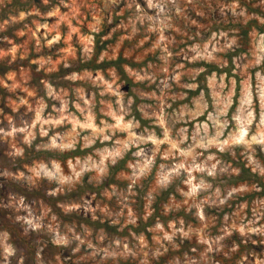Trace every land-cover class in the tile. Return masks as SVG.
Masks as SVG:
<instances>
[{"label": "clouds", "instance_id": "clouds-1", "mask_svg": "<svg viewBox=\"0 0 264 264\" xmlns=\"http://www.w3.org/2000/svg\"><path fill=\"white\" fill-rule=\"evenodd\" d=\"M4 3L0 0V5ZM41 3L51 5L50 10L22 8L0 22V32L31 16L47 21L58 16L60 8L71 11L77 6L76 0ZM82 3L90 5L91 20L77 18L87 30L83 39L77 28H70L77 37L75 47L57 48L62 41L68 44V37L53 34L46 22L34 19V31L27 23L16 30V36H25L27 30L36 37L45 29L37 38V49L47 47L58 59L48 68L44 61H33L39 64L36 71L60 73L57 79L64 82L57 91L50 79H41L46 95L61 104L51 105L54 118H43L40 113L47 104L39 97L32 128L39 125V136L48 137L51 146L60 149L70 175H63L59 164L55 171L42 169L43 175L52 180L60 174L61 184L69 179L83 184L87 172L101 177L94 187L107 182L111 189L105 188L102 195L123 197L118 203L123 206L121 215L127 209V219L121 231L128 224L140 229L133 205L141 191L147 190L144 199H148L153 185L168 189L175 184L185 197L186 211L196 208L200 226L186 229L181 219L180 227L171 220L165 227L157 218L155 225L139 234L129 229L131 239L106 242L103 228L97 236L70 228L71 236L57 233L53 242L68 247L78 241L72 248L76 264H119L130 259L138 264H219L216 257L227 264H264V0ZM117 32L121 34L114 48L108 41ZM3 39L13 44L9 51L15 59L18 49L13 40ZM124 41L130 47L121 54ZM61 64L67 71L60 72ZM20 104L29 102L21 99ZM69 125L68 135L53 131ZM84 149H91L98 160L77 171L73 160L79 163L77 157ZM122 173L130 180L124 191L112 182L120 181ZM35 175L40 177L41 171ZM87 183H92L90 177ZM60 192V188L48 190L51 196ZM152 203L148 199L145 205V224L154 213ZM100 210L110 214L107 205ZM170 212V203L165 204L164 214ZM26 222L33 230L41 227L35 217ZM214 228L219 234H213ZM148 233H153L151 240ZM2 255L3 264H10L15 250L5 246Z\"/></svg>", "mask_w": 264, "mask_h": 264}, {"label": "rangeland", "instance_id": "rangeland-1", "mask_svg": "<svg viewBox=\"0 0 264 264\" xmlns=\"http://www.w3.org/2000/svg\"><path fill=\"white\" fill-rule=\"evenodd\" d=\"M55 2L56 0H53V3ZM76 4L77 6L71 11L67 7L60 8V14L48 18L47 21L42 20L39 16H31L26 22L10 24L6 31L0 32V264H3L2 253L5 246H11L15 250L10 264H76L77 256L72 254V248L79 243L78 241H73L68 247L53 242L57 233L71 236L73 233L69 232L70 228L76 233H91L92 236L99 235L100 229L103 228L105 240L109 242L116 238L131 239L129 229L136 230L139 234L141 230L146 231L149 225H155L157 218L165 227L169 220L175 221L177 227H180L181 219H183L186 229L189 225L194 229L200 226V222L194 215L196 208L193 207L191 212L186 211L188 205L183 203L185 197L176 191L175 184L168 189H164L161 185L152 186V197L148 199L153 200L150 207L154 209V213L149 217L147 224L143 220L145 205L148 204V199H144L147 197V190L141 191L138 203L133 205L139 215L137 223L141 227L134 229L132 224H128L121 231L120 229L127 219V209H124V215H121L123 206L118 203L123 197L113 194L109 199L107 195H102L105 188H109V191L111 189L107 182L99 188L94 187L97 181L102 179L101 177L94 172H87L83 177L85 181L83 184L75 179H69L61 184L60 174H57V177L52 180L43 175L42 169L55 171L57 164L61 166L63 175H70L67 162L60 149L51 146L48 137L39 136V125L32 128V122L36 119L40 107L37 104L39 97H43L47 104L46 109L40 113L43 118H54L56 113L52 112L51 105L55 104L59 107L61 104L60 99H53L46 95L41 79H50L57 91L64 82L57 79L60 73L54 72L49 75L44 69L36 71L39 64L33 61H44L45 68H48L51 66L49 62L54 64L58 59L55 52H50L47 47L37 49V38L45 32V29L41 28L36 37H32L27 30H25V36H16V30L24 29L25 23H27L29 28L34 31V25H32L34 19L38 23L46 22L53 34L59 32L68 37L69 43L65 44L62 41L61 45L56 46L57 48L75 47L73 42L77 37L75 34H70V28H77L81 33V39H83L87 30L80 27L77 18L87 17L88 20H91L90 5L83 6L82 0H76ZM33 6L39 8L41 13L49 11L51 7V5H43L41 0H12L10 4L8 0H5V3L0 5V22L8 19L10 15H16L22 8L27 9ZM83 23L84 20L80 19V24ZM120 34V32L115 33L108 41L114 48L117 46ZM4 36L10 37L18 49L15 59L9 51L13 44L3 39ZM124 47H130L128 41H124L123 46L119 48L121 54ZM21 54L24 56L23 59ZM58 67L60 72L67 71L63 69L62 64ZM212 86H215V82ZM29 92L32 93L31 97L28 95ZM21 99H27L31 108H29V104H20ZM14 107H17L18 110L14 111ZM8 117L12 118L11 121ZM45 127L48 126L45 125ZM13 128L17 129L15 133H12ZM21 128L25 131H19ZM53 131H59L61 135H68L71 126L53 129ZM29 133L32 135L29 136ZM118 135L123 136L126 133H118ZM26 137H28V142L25 140ZM29 142L31 147H29ZM97 143L99 142L97 141ZM109 147H122V145H109ZM128 155L130 156L131 153ZM77 158L79 163L73 160L77 171L98 160V156L92 154L91 149H84ZM36 171H41L40 177L35 175ZM88 177L92 179V183H87ZM103 179L107 181L108 178ZM112 182L119 185L120 191H124L130 180L126 178V173H122L120 181L113 180ZM181 187L186 186L181 185ZM54 188H60V194L49 195L48 190ZM124 194H127L126 191ZM169 197H172L171 201ZM169 203L171 212L165 215L164 205ZM61 205L63 206L61 207ZM73 205L79 206L73 207ZM105 205L108 206L110 214L100 210ZM177 206H179L178 211ZM30 216L35 217L36 222L41 224L40 229L33 230L31 225L26 222V218ZM93 216L96 217L95 220ZM220 220L222 222V217ZM114 221L118 222L113 223ZM213 234H219L218 230L214 228ZM152 235L153 233L147 234L149 240ZM188 243L185 241V244ZM191 243L195 244V237ZM216 259L219 264H227L221 260V257H216ZM108 264H115V262L109 261ZM119 264H138V262L131 259L127 262L120 260Z\"/></svg>", "mask_w": 264, "mask_h": 264}]
</instances>
